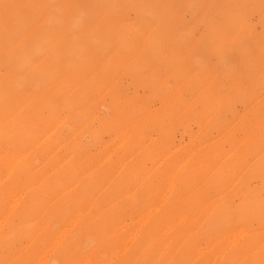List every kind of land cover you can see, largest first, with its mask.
<instances>
[{
  "label": "rangeland",
  "instance_id": "1",
  "mask_svg": "<svg viewBox=\"0 0 264 264\" xmlns=\"http://www.w3.org/2000/svg\"><path fill=\"white\" fill-rule=\"evenodd\" d=\"M134 262L264 264V0H0V264Z\"/></svg>",
  "mask_w": 264,
  "mask_h": 264
},
{
  "label": "bare ground",
  "instance_id": "2",
  "mask_svg": "<svg viewBox=\"0 0 264 264\" xmlns=\"http://www.w3.org/2000/svg\"><path fill=\"white\" fill-rule=\"evenodd\" d=\"M21 25H22V24H21ZM43 139H44V137H43ZM47 140H48V139H47ZM16 141L19 142V140H16ZM31 142H32V141H31ZM45 142H46V141H45ZM25 143H26V142H25ZM43 143H44V141H43ZM46 143H47V142H46ZM31 144H32V143H31ZM36 150H37V149H36ZM210 150H211V149H210ZM199 151H200V150H199ZM36 155H37V154H36ZM41 157H42V156H41ZM19 162H20V161H19ZM17 163H18V162H17ZM163 164H164V163H163ZM15 168H16V165H15ZM42 168H43V167H42ZM59 168H60V167H59ZM12 169H14V168H12ZM36 169H37V168H36ZM13 171H14V170H13ZM11 172H12V171H11ZM12 173H13V172H12ZM82 173H83V172H82ZM8 176H11V177H12L11 173H10ZM11 177H10V178H11ZM51 178H52V176H51ZM85 178H86V177H85ZM83 180H85V179H83ZM49 181H50V179H49ZM147 181H148V180H147ZM44 182H45V181H44ZM133 182H134V181H133ZM70 183H71V181H70ZM73 183H74V182H73ZM73 183H72V184H73ZM72 184H71V185H72ZM55 185H56V183H55ZM78 186H79V185H78ZM89 189H90V188H89ZM73 191H74V190H73ZM70 192H71V191H70ZM70 192H69V194H70ZM67 193H68V192H67ZM101 193H102V192H101ZM34 194H36V193H34ZM104 194H105V192H104ZM64 195H65V194H64ZM67 195H68V194H67ZM65 196H66V195H65ZM62 199H63V198H62ZM22 200H23V199H22ZM39 201H40V200H39ZM58 202H59V201H58ZM55 203H56V202H55ZM53 204H54V203H53ZM58 204H59V203H58ZM98 204H99V203H98ZM18 205H20V204H18ZM151 205H152V204H151ZM97 206H99V205H97ZM13 207H14V206H13ZM13 207H10V208H13ZM128 207H129V206H128ZM16 208H17V207H16ZM16 208H15V209H16ZM15 209L13 210V212L15 211ZM17 209H18V208H17ZM17 209H16V210H17ZM15 212H16V211H15ZM77 216H79V215H77ZM167 216H168V215H167ZM81 217H82V216H80V218H81ZM102 217H104V216H102ZM110 217H111V216H110ZM78 218H79V217H78ZM82 218H84V217H82ZM99 218H100V216H99ZM104 218H105V217H104ZM104 220H105V219H104ZM104 220H103V221H104ZM80 221H82V220L80 219ZM143 221H144V220H143ZM148 222H149V221H148ZM155 223H156V222H155ZM116 224H117V223H116ZM127 224H128V223H127ZM133 224H134V223H133ZM129 225H130V224H129ZM146 225H147V224H146ZM151 225H152V224H150V226H151ZM178 225H179V224H178ZM124 226H125V225H124ZM133 226H134V225H133ZM125 227H127V226H125ZM125 227H124V228H125ZM129 227H130V226H129ZM135 227H136V226H135ZM144 227H145V226H144ZM143 229H144V228H143ZM120 230H121V229H120ZM125 230H126V229H125ZM125 230L123 231V233L126 232ZM127 230H128V228H127ZM139 231L141 232L142 230H139ZM167 231H168V230H167ZM118 232H119V231H118ZM172 232H173V231H172ZM116 233H117V232H116ZM168 233H169V232H168ZM121 234H122V233H121ZM121 234H119V235H121ZM135 234H136V233H135ZM137 235H138V234H137ZM168 235H169V234H168ZM113 236H114V235H113ZM117 236H118V235H117ZM135 236H136V235H135ZM138 236H139V235H138ZM163 236H164V235H163ZM165 236H166V235H165ZM111 237H112V236H111ZM118 237H119V236H118ZM123 237H124V235L122 234V235L120 236L119 240H122ZM158 237H159V236H158ZM108 239H109V238H108ZM113 239H114V238H113ZM129 239H132V238H129ZM157 239H158V238H157ZM116 240H117V238H116ZM133 240H134V238H133ZM136 240H137V237H136ZM162 240H163V239H162ZM164 240H165V239H164ZM229 240H230V239H229ZM114 241H115V240H114ZM128 241H129V240H128ZM158 241H159V240H158ZM132 242H134V241H132ZM235 242H236V241H235ZM126 243H127V242H126ZM159 243H160V242H159ZM171 243H173V241H172ZM120 244L123 245V242L120 241ZM129 244H130V243H129ZM131 244H132V243H131ZM169 244H170V243H169ZM102 245H104V244H102ZM143 245H144V244H143ZM143 245L141 246V244H140L141 248L143 247ZM150 245H151V244H150ZM152 245H153V244H152ZM126 246H127V244H126ZM124 247H125V246H124ZM173 247H174V246H173ZM119 248H120V247H119ZM135 248L138 249V246L136 245L135 247H134V246L132 247V249H135ZM127 249H128V248H127ZM128 250H130V249H128ZM166 250H167V249H166ZM167 251H169V250H167ZM120 252H121V251H120ZM125 252L127 253V251H125ZM125 252H124V255L126 254ZM196 252H199V251H196ZM48 254H49V253H48ZM63 254H64V251H63ZM122 254H123V253H122ZM143 255H144V254L142 253V256H143ZM62 256H63V255H62ZM116 256H118V255L113 256V258H115ZM121 256H123V255H121ZM137 256H138V255H137ZM142 256H141V257H142ZM163 256H164V255H163ZM63 257H64V256H63ZM151 257H152V256H151ZM159 257H160V256H159ZM200 257H201V255H200ZM113 258H112V259H113ZM115 259H116V258H115ZM117 259L119 260V258H117ZM161 259H162V257H161ZM121 260H122V259H121ZM198 260H199V259H198ZM115 261H116V260H115ZM115 261H114V262H115ZM136 261H137V259H136ZM159 261H160V260H159ZM112 262H113V261H112ZM116 262H117V261H116ZM137 262H138V261H137ZM137 262H136V263H137ZM203 262H204V261H203ZM196 263H197V262H196ZM134 264H135V262H134Z\"/></svg>",
  "mask_w": 264,
  "mask_h": 264
}]
</instances>
